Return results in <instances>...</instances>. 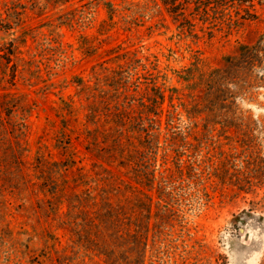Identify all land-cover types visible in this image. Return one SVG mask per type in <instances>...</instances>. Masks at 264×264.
<instances>
[{
    "label": "rangeland",
    "instance_id": "rangeland-1",
    "mask_svg": "<svg viewBox=\"0 0 264 264\" xmlns=\"http://www.w3.org/2000/svg\"><path fill=\"white\" fill-rule=\"evenodd\" d=\"M186 5L0 0V264H264V0Z\"/></svg>",
    "mask_w": 264,
    "mask_h": 264
},
{
    "label": "trees",
    "instance_id": "trees-1",
    "mask_svg": "<svg viewBox=\"0 0 264 264\" xmlns=\"http://www.w3.org/2000/svg\"><path fill=\"white\" fill-rule=\"evenodd\" d=\"M161 2L164 3V5L167 8V11L171 15H177V11H180L181 14H179V15L183 16V18H184L183 20L184 21L186 20L192 26L194 25L191 23V22H193L192 21L193 19H190L188 14L186 13V11H187V5H186L187 0H184V1L183 0H161ZM105 5L108 8L109 15L111 17H113V13H114L113 10L115 8L114 3L113 2H105ZM169 6H171V7H169ZM104 24L106 25V23H104ZM262 38H264V36ZM263 46H264V44H263ZM260 52H262V48H260L259 44H257V45L256 44L255 45L242 44V45H240L237 55L227 57V64L225 67L210 69L209 71L203 72V74L200 75V78H202V77L204 78L205 76L208 78L204 81L205 85L203 86V88L208 89V87L211 85V83L213 82L214 79L218 80V79L223 78V77L225 78L232 72H233V75L231 77H234V78L231 80V82L236 86V88H240V85L244 79V78H242L241 75L243 73H246V72H249L252 70L254 71L255 67L258 64L257 62L259 59L258 56H259V54H261ZM198 59H200V58L195 57V61L192 62V67H184L183 72H190L194 68V66L198 65L199 61H197V63H196V60H198ZM198 69H200L199 66H198ZM180 77L185 79L184 76H180ZM220 82H222V80ZM163 83L166 87L165 82H163ZM199 83L201 84V87H202V83L201 82H199ZM161 88L164 89L163 86L159 87V86L155 85V86H153L152 89L153 90L155 89V96H156L155 101H156V106H157L156 111L158 109H160L162 112V109H163L162 103L165 100V95H164V92H162ZM167 89H168V91H171V89L175 90L178 88L176 86H174L172 88L167 87ZM182 105H184V108H185L188 115L192 114V113H190V108L187 104L182 103ZM172 106H175V105L172 103ZM195 107L196 106H192L191 109L192 108L194 109ZM89 111L90 112H88L86 114V117L88 118L89 122L92 121L93 123L94 122L96 123L97 121H101L100 118H102L103 116L100 113V111L98 110L97 106H95L94 104L91 105V108ZM116 114H118V112ZM156 114L159 116V112H156ZM119 117H121V116H118V117L115 116V118H118V119H119ZM107 118L110 119L111 115H108ZM122 120L130 122V116H126V117L122 118ZM106 122H109V121H106ZM159 129H160V127H158V129L152 131L151 133H153V135L159 136V134H160ZM148 135H150L149 130H148ZM117 146H118V144L115 147H117ZM119 163H122V161L119 160ZM145 179H146V177H145ZM111 207H112V205L109 202H106L104 207H103L102 215H103L104 221H106L105 223H108L110 221V218L113 214V208H111ZM122 235L123 236H121V237H124V238L127 236L133 238L131 232H129V231L126 233H123ZM136 242H137V240L133 241V243H136Z\"/></svg>",
    "mask_w": 264,
    "mask_h": 264
}]
</instances>
